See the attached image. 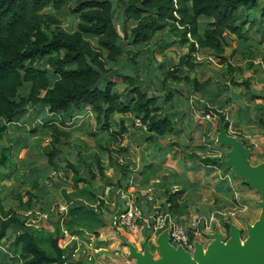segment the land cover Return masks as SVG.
Here are the masks:
<instances>
[{
  "label": "rangeland",
  "instance_id": "1",
  "mask_svg": "<svg viewBox=\"0 0 264 264\" xmlns=\"http://www.w3.org/2000/svg\"><path fill=\"white\" fill-rule=\"evenodd\" d=\"M76 1L69 0L65 10L56 15L60 21L59 28L64 31L72 32L76 29L78 19L69 13ZM110 1L115 24L124 41V56L112 70L134 79L138 86L147 90L149 96L159 98L158 107L163 109V114L173 112L181 126L180 132L175 136L160 137L149 142L145 127L127 114L117 117L126 126V133L118 145L109 133L98 130L89 107L82 108L73 119L63 120L45 110L28 109L6 126L0 139V159L2 151L7 157L4 165H0V173L9 175L0 180V207L4 211L11 209L21 214L26 219L27 227L28 212L40 214L41 232L36 235V241L46 250L56 227L60 229L61 235L69 236L67 239L64 237L62 243L59 242L63 253L67 254L71 248L80 244L81 258L78 262L68 264H138V256L143 260L161 261L158 236L147 233L141 225L136 233L127 230L119 232L112 228L108 231L98 229L97 235L101 236L96 237L92 248L88 247V243L84 245L86 239L82 238L83 241L79 243L71 238L72 234L93 233L84 230V227L89 228L95 224L86 215L69 212L74 203L70 201L75 200L72 198L77 196V189L90 190L91 187L77 183L73 172L66 169L67 163L76 167L80 178L84 177L89 166L91 173L96 175L93 184L99 191L102 184L95 165V158L99 157L104 162L108 183H116L118 165H130L129 169L132 170L126 190H106L104 205L99 210L105 221L109 218L107 213L111 215L116 210L111 204H116L121 194L144 208L148 205L151 208L152 201L149 199H152L157 206L155 212H165L169 208L166 197L168 191L169 194L180 195L177 202L188 206L184 216L172 218L186 227L192 249L183 250L192 260H196L195 254L199 250L206 253L216 241L226 244L234 231L244 244L250 230L261 219L262 195L257 189L245 184L233 167L228 166L231 149L220 144L219 126L223 122L204 112L214 110L224 116L229 125L228 129L223 125L226 136L242 144L252 169L264 164V149L261 145L255 146L251 138L250 142L246 139L248 132L256 135L262 130L264 133V126L257 125V117H264V111H257V107H264V22H261L254 10L247 17L244 14L241 16L245 22L242 39L227 35L229 40L225 56L233 67L230 73L226 72L225 66L214 61L210 51L199 50L194 55L192 61L198 66L185 73L199 81L210 79L213 94L218 96L217 99L213 96L203 99L185 83L169 81L163 84L164 71L179 63L180 58L187 53V46L181 45L180 40L168 29L154 34L143 45H135L124 36L122 10L116 0ZM45 11L50 12L48 9ZM200 22L209 23L205 20ZM133 26V23L128 24V37ZM199 31L202 33V30ZM88 40L95 44L94 39ZM230 81L248 82L250 87L233 86ZM25 88L28 90V85ZM116 89L125 96L124 99H128L126 83L119 84ZM168 92H171V101L164 103ZM190 115H193L191 122L187 119ZM243 123L249 129L246 133ZM49 125L64 133L54 167L46 159L52 142ZM112 129L119 132L115 125ZM105 148L110 149L111 153L103 152ZM209 157L218 160L215 167H203L200 164L202 159ZM226 179V184L221 182ZM27 193L33 196L32 207L28 211H20L18 197L26 204L29 201ZM67 196L72 197L71 200ZM97 205L92 204L90 207L98 212ZM17 235L16 232L8 231L2 245L7 249ZM65 241L66 246L63 244ZM170 246L175 249L180 247ZM88 252L90 259L85 256Z\"/></svg>",
  "mask_w": 264,
  "mask_h": 264
},
{
  "label": "trees",
  "instance_id": "2",
  "mask_svg": "<svg viewBox=\"0 0 264 264\" xmlns=\"http://www.w3.org/2000/svg\"><path fill=\"white\" fill-rule=\"evenodd\" d=\"M69 0H0V139L6 126L13 123L26 110L37 108L50 115L63 119H73L84 107H89L94 115V122L102 133H109L116 144L126 133L124 121L117 117L130 115L145 127L148 141L156 138L175 136L181 130L173 112L163 114L158 106L159 98L149 96L146 89L138 86L132 78L119 75L113 71L124 56L123 40L120 37L113 16V5L110 0H77L70 7V15L78 20L76 29L67 32L59 28V13L65 10ZM122 10L124 36L135 45H143L151 37L166 29L187 46V53L179 63L166 69L163 73V84L169 81L185 83L195 94L208 99L213 94L211 80L199 81L190 78L185 72L198 66L192 60L199 51H210L218 65L225 66L226 72L233 71L229 59L225 56L228 48L227 35L236 39L243 38V14L247 17L256 10L258 18L264 22V0H116ZM46 9L50 12L45 11ZM205 20L209 23H201ZM133 23L128 37V24ZM199 30H202L200 33ZM94 39L92 44L88 39ZM190 38V39H189ZM177 43V41H175ZM186 70V71H185ZM128 85V94L116 89L119 84ZM233 86L250 87V83H236ZM25 85L28 90H26ZM227 86V85H226ZM164 98L170 102L171 92ZM170 94V95H169ZM254 99V98H251ZM264 111V107H257ZM263 113V112H262ZM205 115L212 114L223 122L225 129L228 123L214 110H206ZM257 125L264 126L262 117H257ZM191 122L192 117L187 118ZM63 125L64 123H60ZM119 130L114 132L112 126ZM52 142L46 154L50 166H55L59 155L58 146L63 132L53 125L48 126ZM179 128V131L177 130ZM103 152L111 153L110 149ZM0 165L7 160L3 154ZM203 167L216 166L218 160L205 158L200 161ZM99 180L102 186L95 189L93 181L96 175L88 166L84 177L78 176L76 167L67 163V170L73 172L77 183L87 185L90 190L77 189V196L69 197L72 206L69 212L75 215H86L93 224L86 231L97 234L98 229L106 226L101 216V207L105 202L106 190H126L132 170L130 165H118L115 184L107 182L104 162L95 158ZM9 174V173H8ZM11 174V173H10ZM9 175L0 173V180ZM225 183V181H221ZM226 184V183H225ZM167 204L165 212L172 217L184 216L187 204L177 202L180 195L166 191ZM29 201L25 204L18 197L20 211L32 207L33 196L27 193ZM116 197V196H115ZM68 200V201H69ZM98 204V212L90 205ZM0 243L5 239L9 229L18 235L8 246L7 251L25 259V264H52L61 261L62 250L59 241L62 238L56 227L54 236L49 238L48 250L36 241V232L27 227L26 219L13 210L4 211L0 207ZM81 228V227H79ZM83 228V227H82ZM81 230V229H80ZM83 229L81 231H84ZM192 238V236H190ZM9 260V255L0 252V264Z\"/></svg>",
  "mask_w": 264,
  "mask_h": 264
},
{
  "label": "water",
  "instance_id": "3",
  "mask_svg": "<svg viewBox=\"0 0 264 264\" xmlns=\"http://www.w3.org/2000/svg\"><path fill=\"white\" fill-rule=\"evenodd\" d=\"M220 144L230 148V162L234 172L242 178L245 184L257 189L262 195L263 213L260 221L250 230L248 240L241 247L237 233H231L230 240L226 243L216 241L206 251V257L200 250L195 254V261L181 247L176 249L170 246L167 232L158 235L161 261L153 262L138 256V264H264V164L257 169H252L246 160V150L241 143L228 138L220 124Z\"/></svg>",
  "mask_w": 264,
  "mask_h": 264
},
{
  "label": "built area",
  "instance_id": "4",
  "mask_svg": "<svg viewBox=\"0 0 264 264\" xmlns=\"http://www.w3.org/2000/svg\"><path fill=\"white\" fill-rule=\"evenodd\" d=\"M137 124L140 123L139 120L135 121ZM118 202L112 203V207L116 210L111 214L108 220V225L112 229L117 230H127L131 233H136L140 225L151 235H160L164 231L167 232L169 243L172 245L180 246L185 249H192V245L189 243L188 234L186 232V227L175 222L172 216L168 212L161 213H150L145 214L144 210L130 198H126L124 195L118 196ZM120 205L121 207H119ZM28 217V226L33 228L36 232H41V227L39 225V220L41 215L33 212H28L26 215ZM97 234L87 233L84 235L72 234L71 238L79 243L83 239H86L84 245L88 243V247L92 248V243L95 242ZM101 235L99 234L98 237ZM64 237L69 238L68 235H62V238L59 242L62 243ZM66 246L67 241L63 242ZM60 246V245H59ZM61 249L62 246L60 247ZM81 247L80 244H77L75 248H71L67 254L62 252L61 261L52 264H68L69 262H78V259L81 258ZM84 251L82 254L84 255ZM4 254L9 255V260L4 264H25V259H22L19 256L10 254L6 248L2 250ZM89 252L86 253V258L88 257Z\"/></svg>",
  "mask_w": 264,
  "mask_h": 264
},
{
  "label": "crops",
  "instance_id": "5",
  "mask_svg": "<svg viewBox=\"0 0 264 264\" xmlns=\"http://www.w3.org/2000/svg\"><path fill=\"white\" fill-rule=\"evenodd\" d=\"M258 92V91H257ZM264 113V112H263ZM188 117H193V115H190V116H188ZM193 119V118H192ZM262 121H263V123H264V117H262ZM242 125H244L243 126V128H244V132L246 133V132H248V130L249 129H247V126H246V124H242ZM260 127V126H259ZM247 134V137H246V139H248L249 140V142H250V140L252 139V143L253 144H255V146H258V145H261V147L264 149V133H263V131L262 130H260L258 133H256V135H254V134H249V132L248 133H246ZM249 138H251V139H249ZM254 141V142H253ZM17 150V149H16ZM223 181H225V183H227L228 182V180L226 179V180H223ZM149 200H151L152 202H150L151 203V208H150V206L148 205L146 208H144V207H141V205H139L138 203V205L144 210V212H145V214H152V213H154L155 212V209L157 208V206H156V204H155V202L152 200V199H149ZM118 202V199H117V201H116V203ZM108 210H109V208L106 210V213L108 212ZM110 211H111V209H110ZM112 212H113V210H112ZM108 214V217H110L111 215L109 214V213H107ZM104 219V218H103ZM105 220V219H104ZM106 220L108 221L109 220V218H106ZM107 221H105V223L107 222ZM108 225V224H107ZM105 226L104 228H102L100 231H108V230H110L109 228L110 227H108V226ZM108 229V230H107ZM8 231H10V232H16L15 230H13V229H9ZM99 231V232H100ZM117 231H119V232H122V231H125V230H122V229H120V230H117ZM16 234H17V232H16ZM4 243V242H3ZM10 245V244H9ZM5 248V246L4 245H2V242L0 243V252H2V250ZM7 248H8V246H7ZM3 253V252H2Z\"/></svg>",
  "mask_w": 264,
  "mask_h": 264
},
{
  "label": "bare ground",
  "instance_id": "6",
  "mask_svg": "<svg viewBox=\"0 0 264 264\" xmlns=\"http://www.w3.org/2000/svg\"><path fill=\"white\" fill-rule=\"evenodd\" d=\"M241 247L243 248V247H244V245H243V244H241ZM203 254H204V256L206 257V253L204 252ZM191 260H192V259H191Z\"/></svg>",
  "mask_w": 264,
  "mask_h": 264
}]
</instances>
